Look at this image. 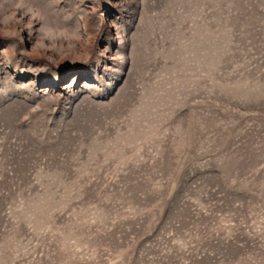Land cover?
<instances>
[{"label": "rangeland", "instance_id": "374dc122", "mask_svg": "<svg viewBox=\"0 0 264 264\" xmlns=\"http://www.w3.org/2000/svg\"><path fill=\"white\" fill-rule=\"evenodd\" d=\"M0 264H264V0H0Z\"/></svg>", "mask_w": 264, "mask_h": 264}]
</instances>
